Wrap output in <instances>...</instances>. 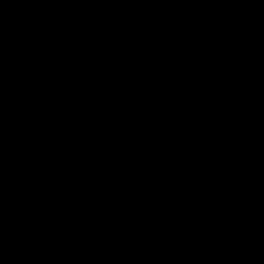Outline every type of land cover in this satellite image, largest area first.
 Wrapping results in <instances>:
<instances>
[{
    "label": "trees",
    "instance_id": "trees-1",
    "mask_svg": "<svg viewBox=\"0 0 264 264\" xmlns=\"http://www.w3.org/2000/svg\"><path fill=\"white\" fill-rule=\"evenodd\" d=\"M80 14L142 57L130 90L99 43H59ZM191 60L192 144L147 208L144 80ZM0 85V156L52 170L5 162L0 264H264V0H0ZM229 204L262 206L253 230Z\"/></svg>",
    "mask_w": 264,
    "mask_h": 264
},
{
    "label": "rangeland",
    "instance_id": "rangeland-1",
    "mask_svg": "<svg viewBox=\"0 0 264 264\" xmlns=\"http://www.w3.org/2000/svg\"><path fill=\"white\" fill-rule=\"evenodd\" d=\"M74 22L76 29L59 43L66 48L72 47L74 41L80 44L99 43L121 64L124 73L119 77V81L130 90L126 73L142 68V57L128 48L127 41L122 39L112 42L104 37L94 15L80 14L75 17ZM185 64V66L169 67L158 77H147L144 80L152 91L150 122L145 126L144 160L147 164V174L141 190V197L147 208L165 186L168 176L185 166V159L192 144L189 135L191 79L204 68V64L201 60H191ZM50 69L61 71L63 66L53 64ZM2 92L3 87L0 85V95ZM45 205L48 206L46 209H50L51 205ZM234 208L236 209L233 211L234 215L238 216L239 223L245 228L253 230L256 221L261 219L262 206L245 208L241 204L239 207L233 204L228 205L229 210ZM136 253L143 254V250L140 248ZM142 259L143 257L132 255L121 264H138Z\"/></svg>",
    "mask_w": 264,
    "mask_h": 264
},
{
    "label": "clouds",
    "instance_id": "clouds-1",
    "mask_svg": "<svg viewBox=\"0 0 264 264\" xmlns=\"http://www.w3.org/2000/svg\"><path fill=\"white\" fill-rule=\"evenodd\" d=\"M5 162L7 163L8 169H9V174H10V181L14 183H18L16 180V177L20 173H29L33 177H38L43 174H50L52 170H47L41 168L39 164H32L29 163L25 160H13L11 158H5L3 156H0V183H2L3 179V167ZM149 223V218L145 215L135 226V231L139 232L140 229L144 228L147 224ZM150 246V241L147 239L143 240L139 247H149ZM133 256H140V257H151L148 255H144L142 253H134L132 254ZM162 255H167V256H174V257H182V256H188V255H193L188 252H185L178 247H170L167 251H165ZM198 256V255H195ZM138 264H152L151 261L145 259V260H140ZM173 264H198L196 261H188V260H180V261H175ZM216 264H219V262H216Z\"/></svg>",
    "mask_w": 264,
    "mask_h": 264
}]
</instances>
